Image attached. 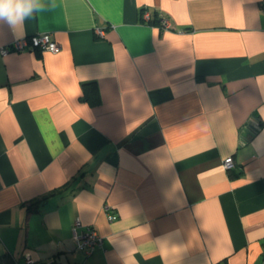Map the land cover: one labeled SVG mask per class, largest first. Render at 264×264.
Wrapping results in <instances>:
<instances>
[{
	"label": "crops",
	"instance_id": "1",
	"mask_svg": "<svg viewBox=\"0 0 264 264\" xmlns=\"http://www.w3.org/2000/svg\"><path fill=\"white\" fill-rule=\"evenodd\" d=\"M44 3L0 24L60 45L0 53V264H262L264 0Z\"/></svg>",
	"mask_w": 264,
	"mask_h": 264
},
{
	"label": "built area",
	"instance_id": "2",
	"mask_svg": "<svg viewBox=\"0 0 264 264\" xmlns=\"http://www.w3.org/2000/svg\"><path fill=\"white\" fill-rule=\"evenodd\" d=\"M264 8V6H262ZM142 17L144 19H150L151 14L148 9L142 10ZM160 27L162 29H170L171 23L167 17L160 18ZM96 32L102 34L103 30L97 28ZM27 49H38L41 51L58 52L60 45L50 38L47 32H38L25 37L14 39L9 44L0 47V53H7L9 51H24ZM225 169H232L234 161L231 156L226 157L223 161ZM107 218L109 220L115 219L116 214L111 210L109 205H103ZM73 239L76 242V249L82 251L85 258H88L97 247H102L104 239L103 236L98 233L93 225H85L78 218L75 219L72 225ZM19 264H41L40 261L32 259L29 255H26L24 260ZM76 264H85L84 261L77 262ZM264 264V262H262Z\"/></svg>",
	"mask_w": 264,
	"mask_h": 264
},
{
	"label": "clouds",
	"instance_id": "3",
	"mask_svg": "<svg viewBox=\"0 0 264 264\" xmlns=\"http://www.w3.org/2000/svg\"><path fill=\"white\" fill-rule=\"evenodd\" d=\"M45 9L44 0H0V24L16 32L26 20Z\"/></svg>",
	"mask_w": 264,
	"mask_h": 264
},
{
	"label": "trees",
	"instance_id": "4",
	"mask_svg": "<svg viewBox=\"0 0 264 264\" xmlns=\"http://www.w3.org/2000/svg\"><path fill=\"white\" fill-rule=\"evenodd\" d=\"M153 22V21H151ZM82 88H83V97L85 100H87L90 104H96L99 101V91H98V87L95 83V81H86L82 84ZM230 175L234 176L236 173L230 169ZM54 191H52L49 194H46L40 198H36L31 200L28 203L27 208L30 211H35L38 210L39 208V204L44 203L46 198L52 194Z\"/></svg>",
	"mask_w": 264,
	"mask_h": 264
}]
</instances>
